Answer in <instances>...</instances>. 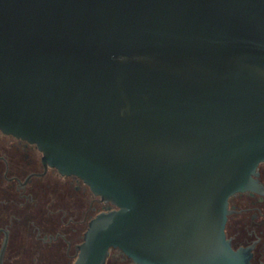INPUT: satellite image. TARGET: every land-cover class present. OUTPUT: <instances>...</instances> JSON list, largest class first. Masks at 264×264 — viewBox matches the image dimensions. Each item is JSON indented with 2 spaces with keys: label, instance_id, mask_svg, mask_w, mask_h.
<instances>
[{
  "label": "water",
  "instance_id": "obj_1",
  "mask_svg": "<svg viewBox=\"0 0 264 264\" xmlns=\"http://www.w3.org/2000/svg\"><path fill=\"white\" fill-rule=\"evenodd\" d=\"M0 130L117 208L75 264H248L225 229L264 164V0H0Z\"/></svg>",
  "mask_w": 264,
  "mask_h": 264
},
{
  "label": "flooded vegetation",
  "instance_id": "obj_2",
  "mask_svg": "<svg viewBox=\"0 0 264 264\" xmlns=\"http://www.w3.org/2000/svg\"><path fill=\"white\" fill-rule=\"evenodd\" d=\"M256 190L229 199L226 237L264 264V164ZM76 176L46 165L39 148L0 130V264H75L90 222L116 210ZM106 264H136L111 249Z\"/></svg>",
  "mask_w": 264,
  "mask_h": 264
}]
</instances>
